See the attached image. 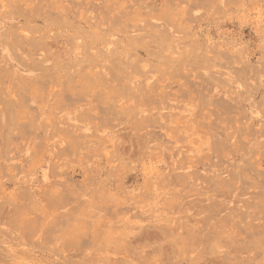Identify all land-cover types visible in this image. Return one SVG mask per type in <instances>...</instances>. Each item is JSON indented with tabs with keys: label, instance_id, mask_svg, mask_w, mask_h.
<instances>
[{
	"label": "rangeland",
	"instance_id": "obj_1",
	"mask_svg": "<svg viewBox=\"0 0 264 264\" xmlns=\"http://www.w3.org/2000/svg\"><path fill=\"white\" fill-rule=\"evenodd\" d=\"M0 264H264V0H0Z\"/></svg>",
	"mask_w": 264,
	"mask_h": 264
}]
</instances>
